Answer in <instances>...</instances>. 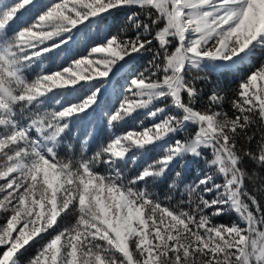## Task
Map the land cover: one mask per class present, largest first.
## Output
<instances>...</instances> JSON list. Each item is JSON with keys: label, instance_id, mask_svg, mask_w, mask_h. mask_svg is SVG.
<instances>
[{"label": "snow or ice", "instance_id": "obj_1", "mask_svg": "<svg viewBox=\"0 0 264 264\" xmlns=\"http://www.w3.org/2000/svg\"><path fill=\"white\" fill-rule=\"evenodd\" d=\"M0 264H264V0H0Z\"/></svg>", "mask_w": 264, "mask_h": 264}, {"label": "trees", "instance_id": "obj_2", "mask_svg": "<svg viewBox=\"0 0 264 264\" xmlns=\"http://www.w3.org/2000/svg\"><path fill=\"white\" fill-rule=\"evenodd\" d=\"M145 62H146V61H145ZM142 63H144V62H142ZM224 82L227 83V82H228V78H225ZM100 134H101V136L106 137L109 133H108L107 129H105V128L102 127V128L100 129ZM228 219H229V218L226 217L224 222H227Z\"/></svg>", "mask_w": 264, "mask_h": 264}]
</instances>
